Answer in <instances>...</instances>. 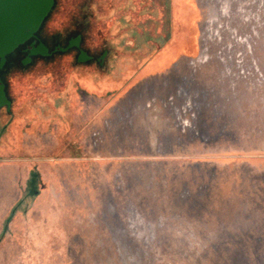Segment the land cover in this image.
<instances>
[{
    "label": "rangeland",
    "instance_id": "obj_1",
    "mask_svg": "<svg viewBox=\"0 0 264 264\" xmlns=\"http://www.w3.org/2000/svg\"><path fill=\"white\" fill-rule=\"evenodd\" d=\"M90 7L106 66L0 112V264H264V0Z\"/></svg>",
    "mask_w": 264,
    "mask_h": 264
},
{
    "label": "flooded vegetation",
    "instance_id": "obj_2",
    "mask_svg": "<svg viewBox=\"0 0 264 264\" xmlns=\"http://www.w3.org/2000/svg\"><path fill=\"white\" fill-rule=\"evenodd\" d=\"M92 3L93 0H54L38 31L6 56L4 62L0 59V88L5 94V99L0 100V112L14 113L17 94L21 92L15 84L18 77L21 82L35 80L42 70H56L66 65L85 69L106 66L110 56L107 39L103 31H95ZM67 19L70 24L62 22L59 28H54L56 21ZM64 58L70 61H61ZM38 97L47 99L44 93Z\"/></svg>",
    "mask_w": 264,
    "mask_h": 264
},
{
    "label": "water",
    "instance_id": "obj_3",
    "mask_svg": "<svg viewBox=\"0 0 264 264\" xmlns=\"http://www.w3.org/2000/svg\"><path fill=\"white\" fill-rule=\"evenodd\" d=\"M53 5L54 0H0V59L3 62L38 31ZM4 99L0 88V100Z\"/></svg>",
    "mask_w": 264,
    "mask_h": 264
},
{
    "label": "crops",
    "instance_id": "obj_4",
    "mask_svg": "<svg viewBox=\"0 0 264 264\" xmlns=\"http://www.w3.org/2000/svg\"><path fill=\"white\" fill-rule=\"evenodd\" d=\"M176 144H170V149H175Z\"/></svg>",
    "mask_w": 264,
    "mask_h": 264
}]
</instances>
